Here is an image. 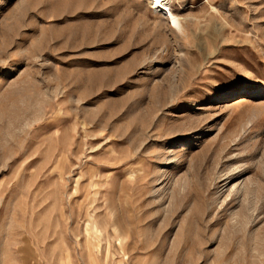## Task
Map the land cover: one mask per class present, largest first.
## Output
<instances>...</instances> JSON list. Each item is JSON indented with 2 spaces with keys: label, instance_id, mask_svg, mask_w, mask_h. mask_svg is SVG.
Masks as SVG:
<instances>
[{
  "label": "rangeland",
  "instance_id": "obj_1",
  "mask_svg": "<svg viewBox=\"0 0 264 264\" xmlns=\"http://www.w3.org/2000/svg\"><path fill=\"white\" fill-rule=\"evenodd\" d=\"M166 1L0 0V264H264V0Z\"/></svg>",
  "mask_w": 264,
  "mask_h": 264
},
{
  "label": "bare ground",
  "instance_id": "obj_2",
  "mask_svg": "<svg viewBox=\"0 0 264 264\" xmlns=\"http://www.w3.org/2000/svg\"><path fill=\"white\" fill-rule=\"evenodd\" d=\"M152 4H153V7L157 8L161 14L166 15L167 18L170 17V19H172L173 21L179 22V18L174 13H172L170 11V7H168L170 5H168V1H166V0H152ZM231 176L232 175L224 177V178H228ZM224 178H222V180H224Z\"/></svg>",
  "mask_w": 264,
  "mask_h": 264
}]
</instances>
